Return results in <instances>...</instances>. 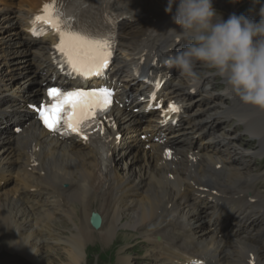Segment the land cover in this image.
I'll return each mask as SVG.
<instances>
[{
  "label": "bare ground",
  "instance_id": "1",
  "mask_svg": "<svg viewBox=\"0 0 264 264\" xmlns=\"http://www.w3.org/2000/svg\"><path fill=\"white\" fill-rule=\"evenodd\" d=\"M21 1L28 5L33 0ZM160 1L163 6H167L168 0ZM0 3L3 5V8H0V12L2 11L0 74H6L0 75V92L9 91V96L5 99L8 100V106L11 108L10 114L0 113V123L5 124L9 119L6 115L13 116L24 105L16 106L17 98L23 102L34 98L37 90L33 91L31 88L37 79L24 64L23 59L26 55L22 54V48L19 46L22 36L14 28L16 23L8 13V7L12 6L14 1L0 0ZM146 3L148 0H112L111 6L114 10L121 13L126 10L130 14L118 25L120 46L124 47L131 41L138 42V52H143L145 61L162 55L170 56L180 49L178 45L182 42L168 34L171 23L166 25L168 21L161 20V23L156 25L147 18ZM14 7L16 17L23 15V13L19 14L18 6ZM135 18L142 21L139 24L143 29L137 36H132L130 31H127L130 29L127 21ZM133 38L136 40H132ZM3 47L6 49L5 54L10 55L12 60L16 58L19 63L10 61L8 73L5 72L7 65L1 60ZM18 54L20 57L17 56ZM121 61L123 60H118L117 64ZM26 70L27 73L23 78L20 77ZM117 75L118 72L113 71V76ZM199 76V83L192 85L187 78L181 77L176 70H172L170 86L175 95H180V90H184L189 91L188 95L193 92L202 97L201 101L205 103V109L200 107L198 110L184 113L176 127H159L156 123H151L148 127L152 133L158 130L167 131L168 142L189 150L197 149V154L190 151L183 153L176 147L172 151L173 157L167 161L162 157L159 144L151 143L144 150L140 143L132 139L133 132L138 126H126L122 130L124 136L122 145L113 148L114 156H119L118 161L115 164L113 159L115 166L111 168L106 164L104 174L99 169L95 152L84 147L67 145L53 138L46 139L45 134L36 126L27 128L25 132L27 137L23 144L28 149H35L39 157L29 154L24 156L18 165L9 164L5 170H0V185L1 181L8 179L9 185L24 188L23 200L45 194L56 202L53 207L52 204L41 206L40 226L34 229L31 226L34 215L27 212L24 205L12 196L13 190L10 186L6 183L0 189V221L11 225L20 234V238L15 241L11 250L30 257L36 264H81L86 248L95 237L99 238L102 246H106L109 240L114 239L115 231L134 229L149 236L144 238V241L149 243L148 249H143L144 257L136 258L140 263H143L145 258H149L154 264H159L155 260L158 256L162 257L159 259L160 263L185 264L189 257L184 252L191 247L187 244L182 253H177L176 242L180 233L177 231L173 233L172 230L176 227L172 224L169 226L167 219L168 215L176 218L180 214L187 221L186 225L192 222L195 228L206 226L207 231H215L219 239L230 236V240L236 242L235 248L230 252H243V259L224 256L216 264H264L262 239L254 242L253 248L244 245L247 240L253 241L258 237L252 228L256 213L251 214V211L252 208H264V201L254 199L252 202L247 199L254 197V193H248L244 197L242 194L239 195L243 187L240 179H244L245 174H248L250 178L254 176L255 180L258 175L250 173L248 164L243 166V171L236 166L242 155L244 161V157L253 152L240 148V141L244 142V140L236 136V133L226 132L213 136L216 128L222 123V120L214 119L215 114L225 122L234 119L240 123L244 121L245 130L258 139L255 153L261 155L264 152V109L241 102L227 84L220 94L209 93L205 83L210 76L200 73ZM26 82H28L27 86L24 85ZM128 117L124 113L120 120L130 125V121L126 123ZM3 131L7 132L5 126ZM126 137L132 139V144ZM235 142L239 147L235 146ZM5 143L7 147L0 146V164L19 161L20 152L12 147L9 136L6 137ZM245 144L252 143L245 142ZM127 153L132 155L125 160L127 157L124 156ZM179 156H182V159H179ZM225 162L230 163H226L228 168ZM217 164H220L219 167ZM187 178L191 180L190 183H185ZM61 184L68 186L62 189ZM59 187L61 196L56 194ZM112 190H119V196L124 200L117 204V198ZM211 190H215V193H211ZM258 195L264 199L263 195ZM182 199L187 201L184 202ZM94 201L100 205L98 209L102 213V225L96 233L92 232V228L87 223V213L91 208L89 206ZM74 202L78 207L73 205ZM64 204L68 206L63 208ZM157 221L163 225L160 226ZM68 223L69 226H66ZM44 227H54L53 233L52 228H49V234H53L55 240L46 241L42 238V234L38 231ZM36 230L37 234L34 233ZM64 230L69 234H62ZM156 234L160 236L161 241L156 240ZM201 240L206 241V245L217 243L215 237L203 233V238L196 236L191 244L194 245ZM54 243L61 244L60 255L56 253ZM246 249L249 251H245ZM129 257V254L124 253L118 263L128 264Z\"/></svg>",
  "mask_w": 264,
  "mask_h": 264
},
{
  "label": "clouds",
  "instance_id": "2",
  "mask_svg": "<svg viewBox=\"0 0 264 264\" xmlns=\"http://www.w3.org/2000/svg\"><path fill=\"white\" fill-rule=\"evenodd\" d=\"M165 12L177 28L167 32L184 46L165 59L169 71L197 85L198 65L214 70L241 102L264 109V17L226 20L213 0H168Z\"/></svg>",
  "mask_w": 264,
  "mask_h": 264
},
{
  "label": "snow or ice",
  "instance_id": "3",
  "mask_svg": "<svg viewBox=\"0 0 264 264\" xmlns=\"http://www.w3.org/2000/svg\"><path fill=\"white\" fill-rule=\"evenodd\" d=\"M48 5H45V11L48 9ZM37 19H40V17H37ZM56 30L61 35V41L62 44L58 47H62L65 33L62 32L58 25H53ZM74 39H79L78 37H75ZM110 47V46H109ZM102 52V50H101ZM101 52H93L91 49H86L84 47H79L76 50V56L81 62H86L89 60L97 61L99 64H103L104 66L107 65V59L106 56L101 55ZM69 63L73 64V68L76 71H80V68L77 67V63L73 60L72 56H69ZM88 71H91V68L88 69ZM97 75L100 74L98 71L96 73ZM48 96L51 97L56 103H53L50 107L47 105H41L40 106V114L41 118L43 119L46 126H48L52 130L57 129V125L59 123V117L62 110H64V105L69 104L71 105L73 112L71 116L69 117V120L65 121V124L68 128L71 129L73 132H81L80 124L82 120H87L88 117L91 115V107L97 103L100 102L99 98H103V104L106 106L109 104L111 93L107 89H99L91 92H85L81 90L76 91H70V92H62L60 89L57 88H50L48 90ZM35 107V106H34ZM80 109L81 117L80 119H76L73 123V117L77 115V109ZM169 109L171 112L179 113L181 111L180 106L171 104L169 105ZM87 135H84V139L87 140Z\"/></svg>",
  "mask_w": 264,
  "mask_h": 264
},
{
  "label": "rangeland",
  "instance_id": "4",
  "mask_svg": "<svg viewBox=\"0 0 264 264\" xmlns=\"http://www.w3.org/2000/svg\"><path fill=\"white\" fill-rule=\"evenodd\" d=\"M227 3L230 5L232 3V0H226ZM242 3H238L236 5L237 7V15L244 14L246 16H249L257 21L264 17V0H241ZM244 1V2H243ZM221 10L228 12L227 5L224 3H221ZM256 17V18H255ZM5 50V49H3ZM65 234H68V232H64ZM131 237V234L128 232H125L124 230H121L119 232H116V235L114 236V239L109 240V243L106 246H102L101 242L98 237H95L90 245L88 246V254L87 257L84 255V259L81 262V264H119L118 261L120 257L123 256L124 251L126 253L127 251V243L129 242ZM131 241V240H130ZM126 246V247H125ZM142 245L141 242H138V246H135L133 248L132 254L129 258L128 264H133L134 260L138 257V255L142 254ZM56 253L59 255L61 254V247H55ZM86 250V252H87ZM60 252V253H59ZM129 254V252L127 251ZM126 253V254H127ZM113 256V257H112ZM142 256V255H141ZM144 256V255H143ZM142 256V257H143ZM4 257L3 254H0V260ZM5 264H36L33 259L26 255H8L5 259Z\"/></svg>",
  "mask_w": 264,
  "mask_h": 264
},
{
  "label": "water",
  "instance_id": "5",
  "mask_svg": "<svg viewBox=\"0 0 264 264\" xmlns=\"http://www.w3.org/2000/svg\"><path fill=\"white\" fill-rule=\"evenodd\" d=\"M92 222H93L94 225H98V223H99V218H98L96 215H94V216L92 217Z\"/></svg>",
  "mask_w": 264,
  "mask_h": 264
}]
</instances>
